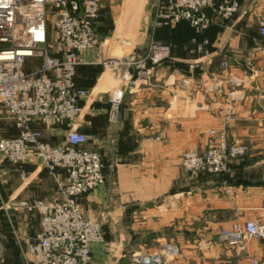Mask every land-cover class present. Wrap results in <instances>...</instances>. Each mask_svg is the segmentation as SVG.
I'll return each instance as SVG.
<instances>
[{"label": "crops", "instance_id": "crops-1", "mask_svg": "<svg viewBox=\"0 0 264 264\" xmlns=\"http://www.w3.org/2000/svg\"><path fill=\"white\" fill-rule=\"evenodd\" d=\"M145 1L124 0L130 28L116 27L111 39L78 55L81 70L97 65L101 52H133L150 69L146 78L134 73L137 80L130 89L121 83V67L93 78L80 77L81 71L74 76L75 85L86 90L77 128L88 137L85 147L104 156L105 173L113 170L103 186L79 199L80 206L87 213H112V226L124 229L132 252L146 253L166 241L177 244L179 253L169 264H264L263 240H251L238 255L214 235L215 228L235 219L264 220V156L232 162L215 183L183 171L180 162L184 150L206 148L210 128L244 138L253 132L260 137L252 148H264V36L259 33L264 0H239V10L229 19L211 12L210 26L202 33L183 22L137 30ZM125 33L132 39L129 50L115 40ZM193 38L205 43L208 55L198 56ZM150 42L158 47L150 50ZM117 88L121 103L112 115L109 100ZM13 126L16 134L4 137L19 133ZM36 126L45 141L64 140L66 123ZM62 177L38 158L14 164L0 155V202L58 199ZM12 227L15 236L4 239V245L26 247L39 230V215L14 210ZM108 242L109 248L105 242L90 244L91 264L111 262L113 255L122 260L121 239L115 235Z\"/></svg>", "mask_w": 264, "mask_h": 264}, {"label": "built area", "instance_id": "built-area-1", "mask_svg": "<svg viewBox=\"0 0 264 264\" xmlns=\"http://www.w3.org/2000/svg\"><path fill=\"white\" fill-rule=\"evenodd\" d=\"M103 4L104 0H0V105L19 130L16 136L0 137V155L14 164L38 158L50 173L63 175L58 180L60 198L18 202L19 208L39 215V230L26 248L24 264H89L90 244L102 240L104 215L96 219L84 214L78 203L81 195L103 183L104 175L100 154L85 147L88 137L77 128L86 90L75 85L74 73L79 53L98 44L96 22ZM208 7L230 18L240 3L153 0L152 29L187 21L196 31H203L210 25L204 11ZM259 33L264 36V21L259 23ZM157 47L149 43L150 50ZM198 50L209 53L202 46ZM116 64L125 68L124 88L134 87L138 77L150 74L145 58H136L133 52ZM221 67L226 68L224 61ZM121 97L120 88L111 93L112 115ZM63 122L65 137L58 145L44 141L34 126L52 128ZM244 148L238 141L227 146L221 134L204 154L185 152L182 165L186 170L222 172L227 157L242 154ZM219 235L227 248L242 254L251 240H264V221L232 222ZM176 253L174 245H164L152 253H134L131 261L167 264Z\"/></svg>", "mask_w": 264, "mask_h": 264}, {"label": "rangeland", "instance_id": "rangeland-1", "mask_svg": "<svg viewBox=\"0 0 264 264\" xmlns=\"http://www.w3.org/2000/svg\"><path fill=\"white\" fill-rule=\"evenodd\" d=\"M123 1L124 0H104V4L100 10L99 18L96 22V30L98 33V44L96 45L97 47H100V45H102L104 42L111 39V37L113 36L112 35L113 31L116 27H118V29L119 28L120 29L130 28V22L126 21V14L127 13L123 12V9L125 8ZM152 2H153V0H146L145 1V5H144V11L145 12H143L140 15V20H139V22H137L138 23L137 30H142L143 28L144 29L146 28L147 30L150 29V32H151V30L154 31L157 29V28L152 29V10H151ZM124 11H125V9H124ZM132 11H134V10H132ZM122 12H123V14H122ZM225 19H229V18H225ZM118 20H119V22H118ZM210 23H211V19H210ZM168 25H165V26H168ZM205 30H203V31H196L195 30V32L196 33H202ZM115 40H118L119 41L118 43L121 44L125 48V50H129L128 46L130 44H132L131 36H126V33H125V36L124 35H119V37L115 36ZM191 41H192V43H194V50H195V52H197L198 56H200V57L205 56L204 54H201L200 51L198 50L199 46H202L203 49L205 50L206 49L205 43L204 42H198V41H196L195 38H193ZM154 44L156 45L157 43L154 42ZM127 54H129V52L125 53V54L118 55V56H114V55H109L108 53L105 54V53L101 52L100 59L97 60V65H91V67L84 68L83 70H81L79 67L80 65L78 63L76 68H75L74 76L76 75V73H78V71L79 72L81 71L79 73L80 77L82 76L84 78H93L95 75H97V73H98L97 76H99L101 73H103L107 70L111 71L113 73L114 70H116L117 68L120 69V67H122L119 64L115 65V63L118 62L122 56L127 55ZM135 57L137 58L136 55H135ZM103 59H106L105 62L103 61ZM123 79H124V77H121V83L122 84L124 83ZM120 103H121V101L118 104V108H119ZM109 104H110V101H109ZM109 110H111V104H110ZM63 123H65V122H63ZM13 124L15 125L14 121L8 116L5 108L2 105H0V137L15 135L16 132H15ZM39 125H42V124H39ZM60 125H61V123L55 124V126H60ZM34 126L37 128L36 124H34ZM41 127L46 128L44 125H42ZM18 132H19V130H18ZM221 134L224 135L227 146L230 145L233 141H238V143L241 146L245 147L244 152L242 154L227 157V160H226L227 168L225 171L210 173V172H206V171L186 170L184 168V166L182 165V159H183L185 152H187L189 150H193L197 154L202 155L210 149L211 144H213L221 136ZM208 135H209V141H208L207 146L204 150L200 151V150H195V149H186L181 154V158H180L181 161L180 162H181L182 170L185 172L194 174V176L196 178H203V179L211 180L215 183V181H218L219 179H221V177L225 176L230 171L232 162L239 160L240 158H243V157L264 156V148H261V149L252 148V144H253L254 140L257 141L256 139H258L260 137L258 134H254L253 132H251L249 134V136L247 135L249 138L248 137L244 138L245 136L243 137V135L239 134V133L232 134L229 136L227 131L224 128H220V129L219 128H210L208 130ZM253 135H255L254 138H253ZM261 135H262L261 137L264 138V133H262ZM60 138H62V137H60ZM63 141H64L63 139L60 140L59 144L63 143ZM52 145H58V144H52ZM92 150L98 152L101 156V159L103 162V175H104L103 183L100 186L92 189V190H95L97 188H100L101 186H103L106 183L109 173H111V171H113V170H112V168H110V169L107 168V171L105 173L104 169H105V167H107V163L105 162L104 156L102 155V153L100 151L95 150V149H92ZM92 190H90V191H92ZM89 192H87V193H89ZM87 193H84L83 195H86ZM83 195H81L78 198V203H79V199ZM79 206H80V203H79ZM14 207H15V209H14ZM80 208H81V206H80ZM14 210H22V211H26V212L35 213V211H28L26 209H20L18 206V203H15V201L14 202L12 201L9 204H7L4 201L0 202V264H24L25 251H26L27 246L25 247V245L17 242V244H15V247L13 245H11L10 246L11 249H10L8 244L4 245V243H5L4 239L15 236L14 232H13L15 229L12 227V218H13ZM81 210H82V208H81ZM112 211H113V208H112ZM82 212L84 214H90L96 219L99 218L100 214L104 215V219L101 221V224H100L102 240H100L98 242H101V243L105 242V247L109 248L108 240L112 239L115 235L121 239L123 244H121L120 248H122L123 250H122V256H120V257H122V260H119V261L116 260L117 256L113 255L114 257L113 256L111 257V259H112L111 262L113 264H116L117 262H119L121 264H133L131 261V255L132 254H134V253H145V252H137V251L132 252L133 250L131 248H128V249L126 248L125 241H124V229H119V228L116 229L115 227L112 226L113 223H111V219H110L112 213L110 214L107 211L95 212V210L93 212H88V213L82 210ZM120 217L122 220H124V213H122L120 215ZM247 220L264 221V220H257V219H247ZM236 221L237 222H243V221H239V220L235 219V220L231 221L226 226H223V227L218 226L217 228H215L214 235L217 236L221 240V242L223 243V241L219 235L220 231L223 228L228 227L232 222H236ZM244 221H246V220H244ZM1 239H2V241H1ZM164 245H174L177 248L176 255L179 253V247L177 246V244H175L173 242H169V241L161 242L159 244H156L155 246L150 247L149 251L146 253H152L154 251H159ZM231 250H233V249H231ZM233 251L237 254V252L235 250H233ZM242 254H238V255H242ZM172 259L167 264H169L172 261ZM89 264H91V250H90ZM104 264H109V260L107 262H105Z\"/></svg>", "mask_w": 264, "mask_h": 264}, {"label": "trees", "instance_id": "trees-1", "mask_svg": "<svg viewBox=\"0 0 264 264\" xmlns=\"http://www.w3.org/2000/svg\"><path fill=\"white\" fill-rule=\"evenodd\" d=\"M218 1H219V0H215V2H218ZM204 11H205V13L209 16V18H210V13H211V12L217 14L216 11H215L213 8H211V7L205 8ZM210 19H211V18H210ZM180 22H183V23H186V24L189 25V23H188L187 21H180ZM180 22H178V23H180ZM176 24H177V23H176ZM189 26H190V25H189ZM190 28H192V29L194 30L193 27L190 26ZM194 31H195V30H194ZM190 42H191V40H190ZM191 43H192V42H191ZM192 45H194V43H192ZM74 83H75V82H74Z\"/></svg>", "mask_w": 264, "mask_h": 264}, {"label": "water", "instance_id": "water-1", "mask_svg": "<svg viewBox=\"0 0 264 264\" xmlns=\"http://www.w3.org/2000/svg\"><path fill=\"white\" fill-rule=\"evenodd\" d=\"M109 264H113L112 262H109Z\"/></svg>", "mask_w": 264, "mask_h": 264}]
</instances>
